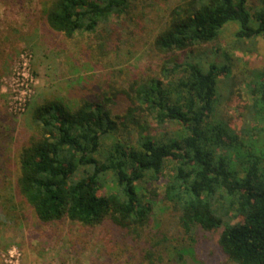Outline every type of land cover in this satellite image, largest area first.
Segmentation results:
<instances>
[{
	"label": "trees",
	"instance_id": "1",
	"mask_svg": "<svg viewBox=\"0 0 264 264\" xmlns=\"http://www.w3.org/2000/svg\"><path fill=\"white\" fill-rule=\"evenodd\" d=\"M39 1L38 32L87 40L74 46L82 56L70 75L80 76L81 85L74 84L81 87L73 98L29 103L28 132L17 136L11 160L15 176L9 189L0 188V199L11 192L9 204L29 208L42 225H108L137 243L149 235L153 198H159H149L146 185L165 178L162 196L187 241L196 243L199 230L218 231V250L229 263L264 264V129L256 126L246 138L226 122L209 123L219 77L231 70L209 64L204 71L188 58L189 49L214 41L228 25L237 26L238 42L264 38V0H176L152 43L165 60L157 76L128 75L102 87L92 71L125 66L119 61L126 52L109 25L127 23L139 0ZM125 67L121 74L131 70ZM252 92L264 124V74ZM171 126L179 127L176 136L168 133ZM145 249L140 264H153Z\"/></svg>",
	"mask_w": 264,
	"mask_h": 264
},
{
	"label": "rangeland",
	"instance_id": "2",
	"mask_svg": "<svg viewBox=\"0 0 264 264\" xmlns=\"http://www.w3.org/2000/svg\"><path fill=\"white\" fill-rule=\"evenodd\" d=\"M175 1H136L129 17L133 19L134 14L144 13L143 17L139 14L140 18L135 19L136 26L131 19L123 26L109 25L119 39L118 48L126 52L119 62L130 66L131 70L121 74L127 67H118L117 63L114 69L92 71L91 75L101 87L107 82L127 79L128 75L132 80L137 76H157L165 60L157 56L152 43ZM40 9L39 0H0V155L4 157L2 161H6L0 167L7 169L5 172L0 169V188L7 186L9 189L15 176L11 160L16 156L17 136L28 132L29 103L42 102L49 95L73 98L77 94L73 89L81 87L77 86L81 85L80 76L70 75L76 71L74 62L82 56L74 46H87L86 38L66 42L38 32ZM111 31L104 32L110 36ZM236 31V25H228L214 41L189 49L188 58L199 63L204 71L209 64L230 67L229 75L219 77L209 123L226 122L240 136L249 138L256 132V126L264 129L261 117L254 113L252 96L254 83L264 74V38L238 42ZM87 88L90 90L92 86ZM167 129L176 136L179 127ZM164 179L146 185L150 189L148 197L157 194L159 198H153L149 235L137 243L121 238L108 225L97 229H83L69 222L42 225L29 208L17 202L9 204L11 192L2 194L5 200L0 199V205L4 203L5 206H0V264H140L138 253L144 248L154 256L153 264H231L218 250L216 242L220 232L208 234L199 230L196 243L187 241L178 216L162 196ZM127 252L130 256L125 254Z\"/></svg>",
	"mask_w": 264,
	"mask_h": 264
}]
</instances>
